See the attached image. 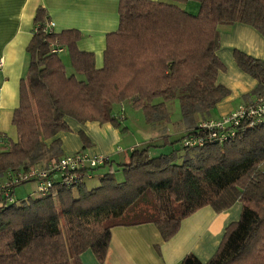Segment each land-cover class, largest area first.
<instances>
[{"label":"trees","instance_id":"trees-1","mask_svg":"<svg viewBox=\"0 0 264 264\" xmlns=\"http://www.w3.org/2000/svg\"><path fill=\"white\" fill-rule=\"evenodd\" d=\"M189 1L197 2V13L181 6ZM46 21L38 9L12 116L17 139L0 135V180L63 156L56 136L70 131L67 117L119 126L122 104L140 109L147 124L159 123L168 143L166 102L177 98L186 125L179 139L184 153L154 156L148 142L132 147L119 164L120 181L110 169L91 189L83 187L85 179L68 185L54 179L44 196L11 203L0 196V264H81L88 249L102 263L114 226L153 223L168 240L196 210L210 206L218 213L235 202L239 218L226 226L214 255L202 262L187 253L180 264H264V121L222 143L182 145L229 94L216 82L225 70L217 55L218 27L242 23L264 34V0H119L118 26L106 36L101 67L93 53L77 48L78 30L46 32ZM53 43L68 53L72 73L60 53L51 52ZM233 58L256 80L253 93L264 92V61L239 50ZM78 135L85 148L84 132Z\"/></svg>","mask_w":264,"mask_h":264},{"label":"crops","instance_id":"crops-1","mask_svg":"<svg viewBox=\"0 0 264 264\" xmlns=\"http://www.w3.org/2000/svg\"><path fill=\"white\" fill-rule=\"evenodd\" d=\"M118 2L119 0H0V135L14 142L17 139L12 116L19 104L20 83L28 67L27 45L33 34L38 9H43L47 20L54 23L55 33L66 29L78 30L81 37L76 43L77 48L93 53L95 66L101 67L106 36L118 26ZM191 2L193 1L186 4H190V13L195 14L198 12V4ZM218 31L220 41L217 55L225 70L218 73L216 82L229 90L228 96L215 106L217 117H220L255 98L253 90L257 82L237 66L233 51L239 50L264 61V34L242 23L221 25ZM63 53H67L64 48L60 55ZM233 101L240 102L232 106ZM66 122L70 131L60 132L56 136L61 143L62 155L83 150L84 142L78 135L81 130L88 142H91L88 153L107 155L110 161L116 159L121 163L127 162L123 152L116 153L114 147L118 134L110 131L108 124H80L69 117ZM157 139L163 140L161 136ZM142 143L144 142L130 144L129 150ZM110 168L112 170L111 165ZM16 188L12 190L13 196L16 195ZM240 210L239 202L218 213L210 206H204L184 218L176 234L168 240L161 238L153 223L114 226L110 231L103 262H98L88 249L80 255L81 264H180L187 253H193L200 261L206 262L216 252L226 226L238 220Z\"/></svg>","mask_w":264,"mask_h":264},{"label":"built area","instance_id":"built-area-1","mask_svg":"<svg viewBox=\"0 0 264 264\" xmlns=\"http://www.w3.org/2000/svg\"><path fill=\"white\" fill-rule=\"evenodd\" d=\"M54 23L47 20L42 29L52 32ZM52 53H61L63 48L57 44H50ZM2 60L0 59V66ZM264 121V92L256 96L251 102L240 104L235 109L217 118L202 120L197 125L195 134L184 136L182 145L190 148L202 146L205 143H222L233 137L236 131L253 127ZM109 156L103 154H89L85 151L63 155L45 166H29L25 170L10 171L0 180V196L6 203L14 202L12 190L15 186L25 182L36 183L32 194L44 196L53 188L54 179L68 185L93 176L92 170L106 164Z\"/></svg>","mask_w":264,"mask_h":264},{"label":"rangeland","instance_id":"rangeland-1","mask_svg":"<svg viewBox=\"0 0 264 264\" xmlns=\"http://www.w3.org/2000/svg\"><path fill=\"white\" fill-rule=\"evenodd\" d=\"M194 5H197L195 1L191 2ZM190 4H185L183 8L190 12ZM62 58L64 65L66 67V71L68 74L72 73L73 70L69 63V58L67 53H63L60 55ZM229 72L231 71V67L228 68ZM240 101H233L232 106H235ZM124 106V118L120 120L119 126H113L108 124V127L110 131H115L118 134V140L115 143L114 149L116 150V153L123 152V154L128 159L129 157V145L133 144L135 142L143 141L145 143L151 142L152 145L150 146V154L157 156L159 154H166L169 153L171 150H177L178 155L182 156L184 151L181 149V144L179 139L181 138V135L183 134V129L186 128V125L183 121L181 111H180V104L178 99H173L171 101L166 102V106L169 110V123L165 124L166 130L165 133L168 135V143H164L163 140L157 139L159 138L161 130H159L158 125L156 124H147L144 119V115L140 109H133L129 106ZM117 109L114 111V115L116 117H119L121 114L120 110L121 107H116ZM217 108L214 107L209 112V115L211 118H215L218 115ZM200 118V116H199ZM198 119V118H197ZM105 123L104 125H106ZM103 125V124H101ZM163 125V124H161ZM108 136H110L109 132H107ZM151 138L153 140L151 141ZM155 138V140H154ZM87 146L83 148L82 151H85L88 153V148L90 147L91 142H87ZM136 146V145H134ZM142 145H137V148H139ZM90 154V153H89ZM97 154V153H96ZM177 161L180 162L181 158H177ZM119 164H122L121 162H118L116 159H112L110 161V164H105L101 167H97L92 171L93 176L90 178H85L83 181V187L86 189H91L100 186L101 183V177L105 173H107L112 166V171L114 173V178L117 181H120L123 178V174L121 172ZM36 186V183L34 181L25 182L20 185H17L16 188V195L14 197L16 200L21 201L27 199L32 193L33 189ZM14 187V188H15Z\"/></svg>","mask_w":264,"mask_h":264}]
</instances>
